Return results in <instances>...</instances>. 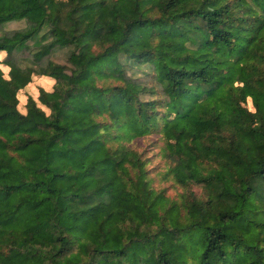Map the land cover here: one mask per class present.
<instances>
[{
    "label": "trees",
    "instance_id": "1",
    "mask_svg": "<svg viewBox=\"0 0 264 264\" xmlns=\"http://www.w3.org/2000/svg\"><path fill=\"white\" fill-rule=\"evenodd\" d=\"M16 20L0 35V264H264V0H0V26ZM34 74L55 84L23 112ZM150 134L180 200L127 143Z\"/></svg>",
    "mask_w": 264,
    "mask_h": 264
},
{
    "label": "rangeland",
    "instance_id": "2",
    "mask_svg": "<svg viewBox=\"0 0 264 264\" xmlns=\"http://www.w3.org/2000/svg\"><path fill=\"white\" fill-rule=\"evenodd\" d=\"M26 20H16L5 23L0 26V35L7 32L13 31L17 29L24 28L26 26ZM29 44H32V41H29ZM71 47H58L54 49L50 55L48 56L50 59L70 66L71 64L68 61V56L70 53ZM30 54L28 49L24 50V52H16L14 55L18 61V63L27 67L29 65H33V62L26 58ZM1 57V56H0ZM5 57V56H4ZM5 75L8 77V69L4 68L2 65ZM149 65H143L139 67V69H129V73L137 75L139 77H145L146 71L143 69H148ZM43 76L38 74H34L32 76L31 82H29L26 87L23 89V92L19 95L20 99V109L25 112V104L27 103V99L29 96L37 97L39 95L40 88H44L48 91L53 90L54 82L50 80H43ZM248 106L251 109H254L251 98L248 99ZM132 148H135L139 151H143L145 157H150L151 160L147 164V168L149 169V178L151 180V185L155 190L164 191L165 195L172 199H181V195L183 192H187L186 187L179 185L172 176H166L169 167L172 165L171 161H168L165 157L160 154L161 146L163 142L158 139V136L155 135H147L145 137H136L134 139L129 140L127 142ZM191 190L196 192L197 194H202V188L199 184H192L190 186Z\"/></svg>",
    "mask_w": 264,
    "mask_h": 264
}]
</instances>
